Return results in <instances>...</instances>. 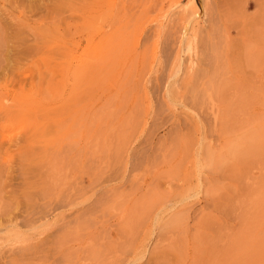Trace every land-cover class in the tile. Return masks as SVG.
<instances>
[{"label": "rangeland", "instance_id": "obj_1", "mask_svg": "<svg viewBox=\"0 0 264 264\" xmlns=\"http://www.w3.org/2000/svg\"><path fill=\"white\" fill-rule=\"evenodd\" d=\"M0 264H264V0H0Z\"/></svg>", "mask_w": 264, "mask_h": 264}]
</instances>
